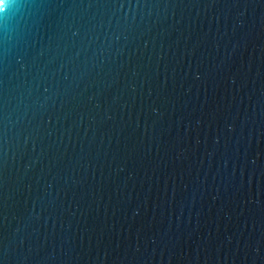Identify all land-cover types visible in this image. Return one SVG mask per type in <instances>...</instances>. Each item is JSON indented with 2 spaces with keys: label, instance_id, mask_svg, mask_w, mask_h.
Listing matches in <instances>:
<instances>
[{
  "label": "water",
  "instance_id": "water-1",
  "mask_svg": "<svg viewBox=\"0 0 264 264\" xmlns=\"http://www.w3.org/2000/svg\"><path fill=\"white\" fill-rule=\"evenodd\" d=\"M0 264H264V0H0Z\"/></svg>",
  "mask_w": 264,
  "mask_h": 264
}]
</instances>
